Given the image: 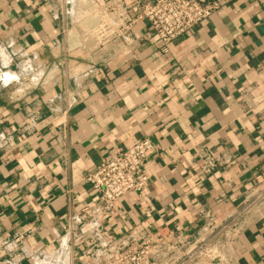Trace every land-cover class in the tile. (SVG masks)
Wrapping results in <instances>:
<instances>
[{
    "label": "crops",
    "instance_id": "obj_1",
    "mask_svg": "<svg viewBox=\"0 0 264 264\" xmlns=\"http://www.w3.org/2000/svg\"><path fill=\"white\" fill-rule=\"evenodd\" d=\"M218 1L165 48L146 21L100 45L70 0H0V264H84L65 225L100 200L87 174L143 138L147 188L103 235L197 237L213 220L223 264H264V213L223 227L264 165V0Z\"/></svg>",
    "mask_w": 264,
    "mask_h": 264
},
{
    "label": "built area",
    "instance_id": "obj_2",
    "mask_svg": "<svg viewBox=\"0 0 264 264\" xmlns=\"http://www.w3.org/2000/svg\"><path fill=\"white\" fill-rule=\"evenodd\" d=\"M71 8L89 21L85 32L100 45L116 39L127 40L133 27L141 21L152 26L165 48L207 20L219 7L218 0H70ZM86 6V8L84 6ZM78 15V16H79ZM74 24V15L70 18ZM3 71H0V74ZM155 151L150 138L136 141L132 146L114 148L103 157L97 168L87 174L100 200L75 211L66 222V230L83 250L84 264H223L229 263L227 244L217 242V224L209 222L207 235L184 236L162 227L156 232L132 229L119 238L105 237L99 221L113 216L119 200L130 192H144L149 181L146 160ZM256 184L246 190L245 200L230 221L239 233L249 221L238 223L237 216L259 217L264 213V165L256 176ZM208 217V214H205ZM90 235V236H89Z\"/></svg>",
    "mask_w": 264,
    "mask_h": 264
}]
</instances>
